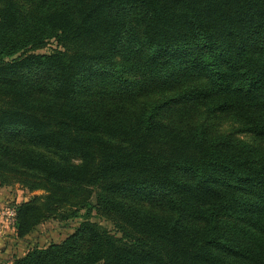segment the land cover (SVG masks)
Here are the masks:
<instances>
[{"label": "trees", "instance_id": "obj_1", "mask_svg": "<svg viewBox=\"0 0 264 264\" xmlns=\"http://www.w3.org/2000/svg\"><path fill=\"white\" fill-rule=\"evenodd\" d=\"M15 185L11 264H264V0H0Z\"/></svg>", "mask_w": 264, "mask_h": 264}, {"label": "rangeland", "instance_id": "obj_2", "mask_svg": "<svg viewBox=\"0 0 264 264\" xmlns=\"http://www.w3.org/2000/svg\"><path fill=\"white\" fill-rule=\"evenodd\" d=\"M54 44H48L43 50L39 52H48L53 49ZM229 127L225 124L222 125V129L227 130ZM0 193H3L2 200L0 201V215L3 209L12 208L13 202L19 203L22 200H26L30 194L22 190L17 185L13 187L0 188ZM40 194V192H35ZM10 210V209H9ZM4 218H0V234L2 231L6 240L0 242V264H11L14 257H21L32 246H45L51 242H59L67 235L71 234L78 225V221H71L67 225H62L57 222H47L35 229L29 236L24 239H16L14 237L11 224L2 222ZM102 226H107L104 221L97 218L93 219ZM4 248L2 251L1 249Z\"/></svg>", "mask_w": 264, "mask_h": 264}, {"label": "built area", "instance_id": "obj_3", "mask_svg": "<svg viewBox=\"0 0 264 264\" xmlns=\"http://www.w3.org/2000/svg\"><path fill=\"white\" fill-rule=\"evenodd\" d=\"M4 218V220H2V222L7 223L8 225L11 224L13 225L14 223V212L12 210L9 209H3L1 211V215L0 218Z\"/></svg>", "mask_w": 264, "mask_h": 264}, {"label": "crops", "instance_id": "obj_4", "mask_svg": "<svg viewBox=\"0 0 264 264\" xmlns=\"http://www.w3.org/2000/svg\"><path fill=\"white\" fill-rule=\"evenodd\" d=\"M3 195H4L3 193H0V201L2 200V196H3ZM2 234H4L3 231H2ZM2 234H0V242L6 240V238H4V235H2ZM3 249H4V248H2L1 251H2Z\"/></svg>", "mask_w": 264, "mask_h": 264}]
</instances>
